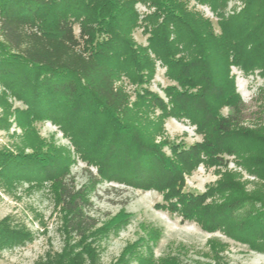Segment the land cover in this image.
I'll list each match as a JSON object with an SVG mask.
<instances>
[{"label": "rangeland", "instance_id": "obj_1", "mask_svg": "<svg viewBox=\"0 0 264 264\" xmlns=\"http://www.w3.org/2000/svg\"><path fill=\"white\" fill-rule=\"evenodd\" d=\"M184 2L215 26L206 2ZM240 9L228 0L217 12ZM132 11L137 24L129 36L147 48L157 24L154 8L133 0ZM149 59L153 72L141 83L127 80V60L116 81L136 111L138 147L153 155L148 176L131 166L142 160L139 154L110 146L109 121L90 111L73 117L67 106L52 118L30 117L25 104L0 86V154L23 163L0 165V264L76 259L77 239L58 201L61 185L81 191L84 212L97 223L84 236L94 264H264V77L228 69L247 108L241 129L259 144L250 154L247 137L239 144L210 137L211 126L178 100L179 92L189 91L155 56ZM173 103H183L181 112H159Z\"/></svg>", "mask_w": 264, "mask_h": 264}, {"label": "trees", "instance_id": "obj_2", "mask_svg": "<svg viewBox=\"0 0 264 264\" xmlns=\"http://www.w3.org/2000/svg\"><path fill=\"white\" fill-rule=\"evenodd\" d=\"M132 1L0 0V86L25 104L30 117L52 118L67 106L73 117L90 111L109 121L114 127L110 146L139 154L142 160L131 166L137 175L148 176L153 155L138 147L142 130L136 128V111L116 81L118 67L127 60V80L141 83L153 72V55L189 91L179 92L178 100L191 107L189 115L211 126L210 137L237 144L247 137L248 152L255 154L259 144L241 129L247 108L228 69L264 77V0H236L241 9L228 16L217 12L228 0H202L216 16L215 26L189 10L184 0H146L157 22L147 48H138L129 36L137 24ZM174 103L171 108L163 104L159 112L180 111L183 103ZM222 109L225 115H220ZM261 146L264 152V142ZM218 154L234 153L220 149ZM1 164L23 163L0 154ZM58 201L79 250L65 264H94L84 236L97 223L85 214L81 191L61 185Z\"/></svg>", "mask_w": 264, "mask_h": 264}]
</instances>
